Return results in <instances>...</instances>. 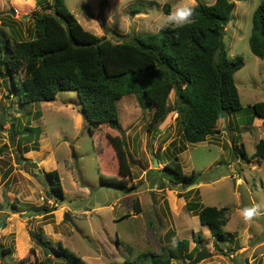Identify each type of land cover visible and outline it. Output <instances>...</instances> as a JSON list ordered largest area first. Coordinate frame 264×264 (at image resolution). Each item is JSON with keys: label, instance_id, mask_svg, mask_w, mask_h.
I'll return each instance as SVG.
<instances>
[{"label": "rangeland", "instance_id": "374dc122", "mask_svg": "<svg viewBox=\"0 0 264 264\" xmlns=\"http://www.w3.org/2000/svg\"><path fill=\"white\" fill-rule=\"evenodd\" d=\"M229 1L234 9L223 26V42L230 60L239 56L244 62L234 74L242 110L220 119L205 142L184 141L173 91L166 115L156 124L150 126L151 112L129 95L117 102L120 131L106 125L89 129L75 91H60L53 102L21 105L11 77L0 66V251L11 249V254L0 252V264L43 261L45 251L31 236L38 231L83 264H138L144 254L168 256V249H175L173 237L188 241L184 254L194 256L170 264H189L203 250L210 255L197 264H264V215L245 223L239 214L245 206L264 204V160L253 157L264 139V122L252 111L255 103L264 104V60L248 45L251 18L261 0ZM180 2L64 0L86 31L113 43L156 33L167 15L163 5L169 4L170 12ZM47 4L52 0H0V37L11 44L34 37L31 14ZM133 9L140 13L132 15ZM23 76L21 70L18 78ZM113 132L125 141L133 175L126 191L101 182L104 176H120L110 156L107 136ZM174 158L185 175L194 173L196 184L170 182L172 174L162 168ZM53 170L59 173L63 200L48 196L44 173ZM136 200L140 212L134 211ZM203 207L227 209V241L216 240L200 225L197 213ZM45 208L53 211L42 215Z\"/></svg>", "mask_w": 264, "mask_h": 264}, {"label": "trees", "instance_id": "16d2710c", "mask_svg": "<svg viewBox=\"0 0 264 264\" xmlns=\"http://www.w3.org/2000/svg\"><path fill=\"white\" fill-rule=\"evenodd\" d=\"M162 8L165 14L169 13V4ZM233 9L234 3L229 0H215L212 5L198 3L191 23L165 26L133 42L113 43L86 31L69 12L64 0H52V4L45 5L40 12L31 14L34 37L14 44L0 37V66L11 77L21 105L53 102L58 92L75 91L80 113L89 129L106 125L120 131L117 102L129 95L135 96L137 102L151 112L150 126L156 124L166 115L167 99L173 91L182 137L189 144H197L215 133L220 119L242 110L234 74L243 68L244 62L239 56L232 60L227 57L221 24ZM138 13V9L131 10L132 15ZM248 45L253 55L264 60V0L253 12ZM21 70L23 79L18 78ZM252 111L264 122L263 103H255ZM111 134L107 136L110 156L120 176H104L101 182L126 191L133 175L125 141L119 133ZM101 146L103 149V144L98 145L100 149ZM238 150L245 156L243 148ZM253 157L264 160V139L256 144ZM162 169L172 174L173 185L196 184L194 173L185 175L176 158L166 162ZM44 176L49 183L48 196L63 200L59 173L53 170ZM133 205L134 211L140 212L137 200ZM52 211L45 208L40 213L47 215ZM226 214V208L203 207L197 217L200 225L207 227L216 240L225 242ZM31 236L44 249L46 258L40 262L22 259L17 264H53L52 258L62 264H83L60 242L44 238L41 231ZM187 248L188 241L178 240L174 250L168 249V256L144 254L138 264H170L174 258L191 260L193 254H184ZM0 252L1 255L11 254V249ZM126 264L132 263L126 261Z\"/></svg>", "mask_w": 264, "mask_h": 264}, {"label": "clouds", "instance_id": "9594fccd", "mask_svg": "<svg viewBox=\"0 0 264 264\" xmlns=\"http://www.w3.org/2000/svg\"><path fill=\"white\" fill-rule=\"evenodd\" d=\"M195 5L196 0H181L176 7L163 17V20L157 25V28L161 29L169 24L180 26L193 22ZM262 209H264V204L253 203L240 209L239 214L245 223H250L254 219L264 215V211H262ZM171 246L173 248L178 246L176 237L172 238Z\"/></svg>", "mask_w": 264, "mask_h": 264}, {"label": "water", "instance_id": "95a60500", "mask_svg": "<svg viewBox=\"0 0 264 264\" xmlns=\"http://www.w3.org/2000/svg\"><path fill=\"white\" fill-rule=\"evenodd\" d=\"M52 12H54V9H52ZM9 13L11 14V16H15V13H16L15 9L11 8ZM27 17H29V16L28 15L22 16V18H24V19ZM228 21H229V16L221 21L222 26H225ZM75 160H76V157H75ZM153 161H154L153 166H157L158 165L157 160L154 158ZM77 170H78V168H77ZM209 255H210L209 253H207L203 250L202 252L198 253L197 256L195 257V259L192 260L189 264H197L198 262H200L202 259L208 257Z\"/></svg>", "mask_w": 264, "mask_h": 264}]
</instances>
